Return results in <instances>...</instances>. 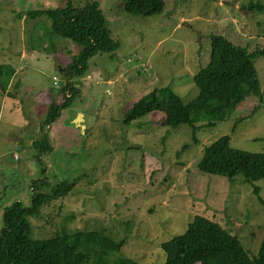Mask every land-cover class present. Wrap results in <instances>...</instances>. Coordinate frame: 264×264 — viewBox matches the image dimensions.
Returning a JSON list of instances; mask_svg holds the SVG:
<instances>
[{"label": "rangeland", "instance_id": "1", "mask_svg": "<svg viewBox=\"0 0 264 264\" xmlns=\"http://www.w3.org/2000/svg\"><path fill=\"white\" fill-rule=\"evenodd\" d=\"M68 1L83 6L86 0ZM95 1L117 47L88 58L84 74L72 80L70 102L45 125L48 105L63 100L61 69L79 46L57 37L53 50L51 41L40 39L50 20L25 11L64 7L67 0H0V64L16 70L6 90L0 86V228L4 210L16 201L29 204L33 188L50 194L52 186L69 181L65 196L49 199L29 217L33 238L103 230L123 241L120 256L160 264L159 243L203 215L256 255L264 204L252 186L264 198L263 182L203 173L197 162L224 134L232 147L264 152V55L254 58L262 101L249 95L215 126L200 127L197 141L187 126H163L158 111L122 120L154 88L169 86L184 102L194 97L191 79L208 63L210 34L249 51L264 49V11L250 6L263 0H163L160 12L138 15L123 10L122 0ZM79 114L84 129L75 126ZM44 134L48 147L35 145Z\"/></svg>", "mask_w": 264, "mask_h": 264}, {"label": "trees", "instance_id": "2", "mask_svg": "<svg viewBox=\"0 0 264 264\" xmlns=\"http://www.w3.org/2000/svg\"><path fill=\"white\" fill-rule=\"evenodd\" d=\"M121 6L136 15L158 13L163 0H122ZM250 6L264 11V0ZM25 13L50 20L40 39L51 41L49 45L53 50L56 47L53 41L57 37L79 46L70 62L61 69L65 75L63 100L48 105L44 123L50 125L73 97L72 80L84 74L88 58L97 52H113L117 42L110 37L106 17L95 0H86L83 6H73L67 0L64 7L29 9ZM259 55H264V49L249 51L222 34H210L208 63L191 79L197 88L194 97L184 102L169 86L154 88L132 104L123 114L122 121L129 123L151 111H158L164 116L163 126H187L192 140L197 141L195 133L200 127L215 126L249 95L262 101L254 65V58ZM15 71L10 64H0L2 90H6ZM34 144L48 147L46 134ZM197 168L203 173L229 178L242 174L245 182L253 184L261 180L264 184V152L232 147L228 134L218 136L204 147ZM70 190L69 181L52 186L50 194L33 188L29 204L16 201L4 210L0 228V264H138L135 259L120 256L118 251L123 241L114 240L103 230H64L45 238L31 236L29 217L37 216L41 205L49 199L65 196ZM252 190L264 204L259 187L253 184ZM159 247L164 255L160 264H264V238L257 254L250 256L236 235L203 215H194L182 233L160 242Z\"/></svg>", "mask_w": 264, "mask_h": 264}, {"label": "water", "instance_id": "3", "mask_svg": "<svg viewBox=\"0 0 264 264\" xmlns=\"http://www.w3.org/2000/svg\"><path fill=\"white\" fill-rule=\"evenodd\" d=\"M81 116L82 114H79V116L74 119V123L76 127H80L81 129H84V127L81 125V122H82Z\"/></svg>", "mask_w": 264, "mask_h": 264}, {"label": "built area", "instance_id": "4", "mask_svg": "<svg viewBox=\"0 0 264 264\" xmlns=\"http://www.w3.org/2000/svg\"><path fill=\"white\" fill-rule=\"evenodd\" d=\"M53 80H54L53 81L54 85H57V82H56V78L55 77L53 78Z\"/></svg>", "mask_w": 264, "mask_h": 264}]
</instances>
